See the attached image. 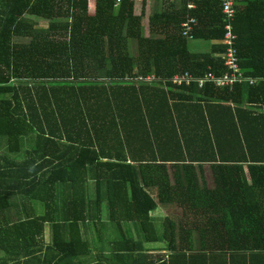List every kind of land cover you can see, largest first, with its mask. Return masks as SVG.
<instances>
[{"label":"trees","instance_id":"16d2710c","mask_svg":"<svg viewBox=\"0 0 264 264\" xmlns=\"http://www.w3.org/2000/svg\"><path fill=\"white\" fill-rule=\"evenodd\" d=\"M175 2L0 0V249L14 264H264V0L234 3L254 81L201 88L169 79L221 74L224 46L191 52L181 23L222 39L220 1ZM150 73L165 85L124 81ZM104 209L114 235L93 253Z\"/></svg>","mask_w":264,"mask_h":264},{"label":"built area","instance_id":"2783aa9c","mask_svg":"<svg viewBox=\"0 0 264 264\" xmlns=\"http://www.w3.org/2000/svg\"><path fill=\"white\" fill-rule=\"evenodd\" d=\"M120 0H116L118 3ZM222 12V21L224 23V35L220 39V43L224 46V52L221 54L223 60L224 72L221 74H215L213 72H206L204 75L196 77L187 71L183 73L174 74L169 81L173 86H189L192 83L201 88L204 84L210 83L215 87H231L236 83L248 82L252 83L253 78L247 77L243 74L239 67V59L237 56V49L235 47V41L237 35L233 32L232 23L234 20L235 9L234 3L237 0H219ZM188 8H193L194 4H187ZM195 23L194 18H188L181 24V34L192 39V28ZM150 79V78H147Z\"/></svg>","mask_w":264,"mask_h":264},{"label":"crops","instance_id":"0c3cea01","mask_svg":"<svg viewBox=\"0 0 264 264\" xmlns=\"http://www.w3.org/2000/svg\"><path fill=\"white\" fill-rule=\"evenodd\" d=\"M187 4L192 3L194 4L193 0H186ZM239 1V0H238ZM179 5V0H176L175 2V6L177 7ZM243 6V5H242ZM195 7V4H194ZM193 7V8H194ZM188 8V7H187ZM188 9H192V8H188ZM242 27L244 30H246L247 26H248V21L245 20V18H243L242 22ZM182 24V23H181ZM253 25L259 26V29H261L262 31H264V20L258 19L257 21L253 23ZM257 29V28H255ZM203 40H195V39H188V47L189 50L191 52H196V53H200V52H206L209 50L210 45H214V44H221L220 40H211V41H207V42H202ZM130 42V41H129ZM131 44V42H130ZM127 52L129 55H133L132 53H130L128 51V44H127ZM173 76V75H172ZM199 77V76H196ZM248 77V76H247ZM150 78V79H147ZM124 81L127 82H142V83H147V84H156V85H165V79L164 78H160L154 75V73H150L146 76H137V77H125ZM88 189H89V195L90 197L93 196V182L90 180L88 181ZM160 210V209H159ZM40 212V211H37ZM107 227V233L110 232L111 227ZM45 231H49V225L45 226ZM47 234V233H46ZM91 234V231L88 232V236ZM114 234H106V236L101 237L100 240L97 239L99 241V244L97 245H91V249L93 251V253H96L97 250L101 249L103 251H107L108 249V244H109V240L113 237ZM47 236V235H46ZM46 236H44V244L43 247H45L50 238H47ZM104 242H106V244L104 245ZM156 245L153 244H149L148 245H143V247L150 249V252H154L155 249L157 248H163L165 246L164 242H155ZM92 257V255H91ZM6 260L7 264H14V261L12 259L7 258L5 251H3L2 249H0V264H5L4 261ZM92 259L89 258L88 260H86V262H91Z\"/></svg>","mask_w":264,"mask_h":264},{"label":"rangeland","instance_id":"374dc122","mask_svg":"<svg viewBox=\"0 0 264 264\" xmlns=\"http://www.w3.org/2000/svg\"><path fill=\"white\" fill-rule=\"evenodd\" d=\"M142 23H144V26H145V19H143L142 20ZM39 24L41 25V26H46V22L45 21H40L39 22ZM143 25V24H142ZM202 42H207V41H202ZM128 51L130 52V53H135V45H134V43H132L131 42V44H130V42L128 41ZM39 208H40V206H39ZM39 208L37 207V211H40L41 210V208H40V210H39ZM152 216H153V218H154V223L156 224V226L157 227H160V221H161V218H162V216H163V212H162V210H155L153 213H152ZM107 217H106V211H105V209L102 211V221H103V227L100 229V231L96 234V233H94V231L92 230L91 231V234L88 236L89 237V240H90V244L91 245H97V244H99V241L96 239V235L97 236H101V237H104V236H106V234H113V232H114V230H113V225L111 224V223H109V221L106 219ZM106 225L108 226V227H111V230H110V232H108L107 233V227H106ZM114 228H115V226H114ZM47 233V234H46ZM47 235V236H46ZM44 236H46L47 238H50V234H49V232L48 231H45L44 230ZM106 244V242H104V245ZM148 245V243L147 242H144L143 243V245ZM149 244H153V245H156V243H149ZM90 256V255H89Z\"/></svg>","mask_w":264,"mask_h":264}]
</instances>
